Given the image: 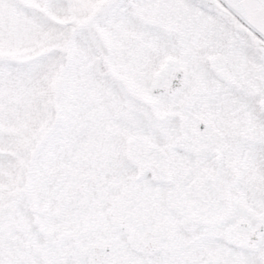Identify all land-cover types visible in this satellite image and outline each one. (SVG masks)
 <instances>
[{"label": "snow or ice", "instance_id": "6c2138e0", "mask_svg": "<svg viewBox=\"0 0 264 264\" xmlns=\"http://www.w3.org/2000/svg\"><path fill=\"white\" fill-rule=\"evenodd\" d=\"M0 264H264V0H0Z\"/></svg>", "mask_w": 264, "mask_h": 264}]
</instances>
